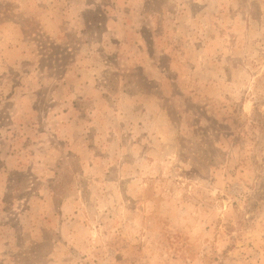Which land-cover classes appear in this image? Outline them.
<instances>
[{"label":"rangeland","instance_id":"obj_1","mask_svg":"<svg viewBox=\"0 0 264 264\" xmlns=\"http://www.w3.org/2000/svg\"><path fill=\"white\" fill-rule=\"evenodd\" d=\"M0 264H264V0H0Z\"/></svg>","mask_w":264,"mask_h":264}]
</instances>
